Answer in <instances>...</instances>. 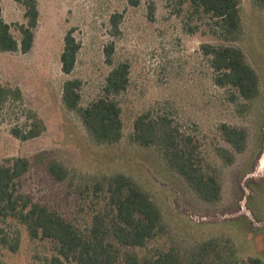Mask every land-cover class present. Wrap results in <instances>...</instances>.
<instances>
[{
	"label": "rangeland",
	"instance_id": "1",
	"mask_svg": "<svg viewBox=\"0 0 264 264\" xmlns=\"http://www.w3.org/2000/svg\"><path fill=\"white\" fill-rule=\"evenodd\" d=\"M1 1L3 18L20 40L18 26L27 24L26 8L13 0ZM36 1L40 16L32 49L0 50V84L23 93L21 101L0 108V162L26 157L32 163L19 179L20 189L84 225L90 222L94 184L125 174L148 193L164 221V231L147 247L136 249L140 256L175 248L191 258L201 244L212 242L206 263L264 261V9L254 0H240L242 30L233 40L219 33L214 20L194 13L189 0ZM116 14L121 15L117 28L111 22ZM70 29L81 48L73 73L66 75L60 57ZM204 44L239 48L258 73L260 95L246 101L234 88L216 85ZM111 45L113 64L105 53ZM122 62L130 67L128 89L118 97L123 138L99 144L78 114L66 108L63 86L69 79L79 80L80 105L86 107L103 95L108 74ZM148 112L172 117L197 139L206 170L221 182L220 201L199 198L167 167L157 148L131 141L136 118ZM36 119L44 126L40 136L21 141L13 135L12 129L28 130ZM223 124L246 131L244 150L235 151L224 140ZM220 148L234 153L232 164L221 158ZM50 159L68 171L65 181L48 174ZM8 231L12 236L19 231L21 244L17 252L1 249L5 264H49L56 255L52 241L31 240L24 226L13 221ZM119 264H124L122 258Z\"/></svg>",
	"mask_w": 264,
	"mask_h": 264
},
{
	"label": "trees",
	"instance_id": "2",
	"mask_svg": "<svg viewBox=\"0 0 264 264\" xmlns=\"http://www.w3.org/2000/svg\"><path fill=\"white\" fill-rule=\"evenodd\" d=\"M25 6L27 24H20L21 39L11 32V24L3 18L0 0V50L29 52L34 44V30L39 22L36 0H13ZM194 13H200L215 21L219 33L236 40L242 30L240 0H189ZM137 4V1L134 2ZM256 7L264 9V0H254ZM121 15L111 18L118 27ZM81 45L70 29L64 37V48L60 57L62 72L73 73ZM205 55L211 57L215 72L214 81L219 87H232L237 95L252 101L260 95V79L256 70L246 61L244 53L234 46L204 44ZM107 62L112 63L114 47L105 49ZM130 82V67L122 62L114 66L107 76L103 95L86 107L80 105L79 80L69 79L63 86V102L68 110L78 114L94 141L99 144H115L123 138L124 124L118 97L125 93ZM22 90L0 84V108L9 101H21ZM225 141L235 151L245 149L247 133L243 129L221 126ZM44 126L38 119L28 130L12 129L21 141L34 139L42 134ZM131 141L143 147L157 148L169 169L182 176L191 189L205 202L221 200L222 185L217 174L210 173L200 156L197 139L180 129L175 119L166 114L143 113L134 123ZM227 164L235 160L234 153L225 148L218 150ZM32 167L26 157L14 158L10 164L0 162V251L8 248L17 252L21 244V233L12 236L8 229L12 222L26 228L31 240L48 239L54 244L56 255L49 264H209L204 260L210 256L212 242L201 244L191 258L175 248L158 251L151 257H142L136 249L147 245L164 231L162 213L143 188L125 174H114L93 186L90 222L84 225L67 220L57 210L35 201L24 193L19 179ZM48 174L56 181L68 178V171L54 159L46 164ZM84 210V209H82ZM9 225V228L7 226ZM1 253V252H0ZM0 264H5L1 260ZM237 264H264L260 259H248Z\"/></svg>",
	"mask_w": 264,
	"mask_h": 264
},
{
	"label": "bare ground",
	"instance_id": "3",
	"mask_svg": "<svg viewBox=\"0 0 264 264\" xmlns=\"http://www.w3.org/2000/svg\"><path fill=\"white\" fill-rule=\"evenodd\" d=\"M262 164L264 165V159H263V161H262Z\"/></svg>",
	"mask_w": 264,
	"mask_h": 264
},
{
	"label": "crops",
	"instance_id": "4",
	"mask_svg": "<svg viewBox=\"0 0 264 264\" xmlns=\"http://www.w3.org/2000/svg\"><path fill=\"white\" fill-rule=\"evenodd\" d=\"M2 2V1H1ZM3 8V7H2ZM255 259H260V258H255ZM261 260V259H260ZM264 262V261H263Z\"/></svg>",
	"mask_w": 264,
	"mask_h": 264
}]
</instances>
